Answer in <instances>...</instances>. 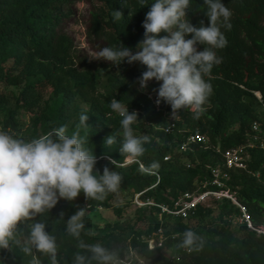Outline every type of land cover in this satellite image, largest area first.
<instances>
[{
  "label": "trees",
  "instance_id": "1",
  "mask_svg": "<svg viewBox=\"0 0 264 264\" xmlns=\"http://www.w3.org/2000/svg\"><path fill=\"white\" fill-rule=\"evenodd\" d=\"M154 2L144 0L142 5L141 0H0V84L9 91L0 94V113L4 117L1 131L11 135L18 131L17 116L21 111L33 114L34 118L30 138L26 140L39 138L60 126H67V134L71 135L79 126L80 135L85 138L84 147L99 161L113 160V164L108 162L102 167L96 164V169L102 174L107 166L122 176L118 190L107 193L102 201L86 200L81 192L75 200L61 199L53 209L33 218V223H45L46 231L55 236L58 264H73L77 251L88 255L78 248L79 240L66 232L67 208L69 214L78 208L92 212L114 209L120 216L124 206L113 207L117 193L123 195L127 204L143 193L140 199L144 202L173 206L174 200L211 178L207 167L220 163L221 152L246 144L252 125L261 120L262 104L255 93H261L264 101V0H221L231 12V28H225L222 20L218 22L228 43L223 49H214L221 63L204 76L212 86V94L199 118H194L187 109L180 110L173 118L170 105L163 101L157 108L150 96L157 95L154 89H158L159 83L155 80L148 92L135 88L134 82L146 70L143 65L139 72L135 66L127 68V62L115 66L107 61L106 72L121 69L129 81L111 74L108 78L111 93L98 94V66L95 68L87 56L77 51L74 41L62 28L64 23L73 17L74 7L84 3L88 6L84 22L90 40L104 47L122 45L135 53L137 43L144 38L145 15ZM206 10L204 0H190L187 19L194 26L199 27L201 21L207 26ZM115 11L123 14L119 20L114 18ZM199 50H203L202 45ZM50 88L54 89L57 100L48 108L43 99ZM114 98L128 106L130 112L140 113V122L132 125L134 134L149 137L144 144V155L130 164L119 153L123 139L121 117L109 107ZM84 105L87 111L83 110ZM81 115L88 116L86 125H80ZM195 134L205 136L207 143L191 144L190 151L181 152V146ZM108 136L115 138L111 146L104 143ZM248 153L247 170L232 172L229 184L255 224L264 226V151L252 149ZM168 157L171 158L166 161ZM153 161L159 163L157 169L150 173L140 170L141 163L148 167ZM136 214L139 224L149 225L147 230H139L130 220H125L94 230L93 235L87 231L80 239L87 244L100 241L110 250L127 247L129 241L137 251L146 249L147 242L142 238L157 233L163 221L171 217L162 215L157 207L138 208ZM237 215V208L224 201L199 206L188 220L175 219L164 233L163 244L165 249L173 248L179 255L173 264H264V237L249 232L245 225L240 226L241 235L236 236L227 218ZM215 221L219 226H213ZM33 223L30 219L21 221L9 247L0 248L4 257L8 253L16 257L14 264L28 259L30 263L32 255L40 264H51L47 255L35 249L32 255H27L17 243L28 238ZM186 230L200 237L194 246L197 250L177 247Z\"/></svg>",
  "mask_w": 264,
  "mask_h": 264
},
{
  "label": "clouds",
  "instance_id": "2",
  "mask_svg": "<svg viewBox=\"0 0 264 264\" xmlns=\"http://www.w3.org/2000/svg\"><path fill=\"white\" fill-rule=\"evenodd\" d=\"M204 5L209 24L205 26L201 21L197 27L187 19L190 0H155L145 15L144 38L137 43L135 53L122 45L103 47L93 59L109 61L115 66L139 62L146 68L138 78L140 88H147L149 81L159 83L158 89H154L157 105L161 101L170 105L173 118L182 109L199 118L212 94V86L204 76L221 63L214 49H223L228 43L218 22L222 20L225 28H231V12L221 0H204ZM113 15L119 20L123 14L115 11ZM201 45L203 50H199ZM109 107L121 117L123 139L119 153L129 161H138L146 151L144 144L149 141L146 135L134 134L132 125L138 120V113L130 112L128 106L115 98ZM87 120V115H81L80 125H86ZM104 143L111 146L115 138L108 136ZM84 144L79 126L71 135L67 134V126H60L31 140L0 131V248L9 247L21 221L50 211L61 199L73 201L83 192L86 200L102 201L107 193L118 190L122 181L120 173L105 166L101 174L96 169L98 157ZM109 162L113 164V160ZM158 167L159 163L153 161L148 167L141 163L140 170L150 173ZM84 216L85 209L78 208L66 224V232L79 240L78 248L88 253L77 251L73 264H126L117 251L100 242L87 244L80 239ZM87 234L94 233L89 230ZM182 236L178 248L197 250L194 246L200 237L194 231L186 230ZM33 249L47 255L51 264H58L56 238L46 231L43 222L31 225L22 251L32 255ZM30 264H40V260L32 255Z\"/></svg>",
  "mask_w": 264,
  "mask_h": 264
},
{
  "label": "rangeland",
  "instance_id": "3",
  "mask_svg": "<svg viewBox=\"0 0 264 264\" xmlns=\"http://www.w3.org/2000/svg\"><path fill=\"white\" fill-rule=\"evenodd\" d=\"M74 15L73 17L66 21L63 25V30L68 34L72 40L74 41V44L76 46V49L78 52H81L82 55H85L89 58V61L93 64H95V68H97V72L99 74V83H98V94L99 95H108L111 93V85L108 81V78L111 74H116L122 79L125 80V82H128L129 79L124 76L123 71L121 69L114 68L111 70L110 73L106 72L104 70V67L107 66L109 63L105 60H95L93 59L95 57V54L101 50L104 46L102 43L98 41L90 40L86 35V26L84 22V18L87 15L88 12V6L84 3H78L74 7ZM102 44V45H101ZM133 66L140 72L143 67L139 62H135L133 64H129L127 68L131 69ZM152 81H149L147 88L141 89L139 85V80H136L134 82V87L139 90H144L145 92L149 91V85H151ZM8 89L3 87L2 84H0V94H8ZM54 89L50 88L45 94L43 99V104L45 103L48 108L52 107L54 102L57 100V96L55 97ZM60 98V97H58ZM83 110H88L87 106L82 107ZM138 113V120L134 124H138L140 122ZM17 119L19 121V130L16 132H13L14 137L22 138V139H29L30 138V131L32 130V121H33V114L23 112L21 111L19 115L17 116ZM3 114L0 113V131L3 124ZM77 121V120H74ZM73 121V122H74ZM72 122V124H73ZM144 126H148L147 123H144ZM40 129V128H39ZM38 129V130H39ZM40 134V130L38 131ZM135 133V132H134ZM109 161L107 158L97 162V164L102 167L103 165L107 164ZM134 161H129L128 163H133ZM127 164V162H126ZM216 202L211 201L209 206L214 205ZM116 206H124L123 212L120 216L117 215V213L114 211V209H99L98 211L92 212L89 211L88 208H85V216L83 218L84 223V229L81 231V234L91 230H101L105 229L108 226H114L116 222H123L125 220H130L132 225L135 224L137 229L139 230H147L148 224L147 223H140L137 222L139 215L136 214V210L139 208V206L136 204V200L134 198V201L132 203L127 204L125 198L122 194L116 195V199L113 201V207ZM60 208L57 207V211ZM69 208L66 209V215L67 220L71 217L73 214H69ZM175 219L171 218V220L163 221V225L160 229H162V232H167L173 225ZM129 221V222H130ZM30 223H33V219H30ZM67 223V222H66ZM138 224V225H137ZM193 225L196 224L195 221L192 222ZM213 226H219V222L215 221L213 223ZM231 231L236 235L240 236L241 231L240 226H237L236 224L232 227H230ZM128 232H126L127 234ZM142 240L147 242V248L137 251L134 248H132L129 244L130 241L127 243V247H121L120 249L113 248V251H117L122 259H125L126 264H173L177 258L178 254L176 253L175 249H165L164 246L158 247L159 243V237L156 233L152 234L151 237H143ZM27 239H20L19 240V247L21 249L25 246ZM100 242V241H97ZM156 242V244H155ZM156 245V247H155ZM20 251V250H19ZM16 260V257L12 254L8 253V256L4 257L0 253V264H14ZM20 264H30L29 259L25 261H21Z\"/></svg>",
  "mask_w": 264,
  "mask_h": 264
},
{
  "label": "built area",
  "instance_id": "4",
  "mask_svg": "<svg viewBox=\"0 0 264 264\" xmlns=\"http://www.w3.org/2000/svg\"><path fill=\"white\" fill-rule=\"evenodd\" d=\"M255 95L262 104V117L260 121H256L252 125V129L249 132L246 144L221 152L220 163H218L216 166L207 167L210 170L211 178L209 180L200 182L197 185L196 190L193 192L186 193L174 200L173 206L158 205L151 201L144 202L140 199L141 195L143 194L141 193L135 197L136 204L139 206V208L157 207L161 210L162 215L169 216L173 219L188 220L195 215L198 207L201 205L209 206L211 201L220 203L229 201L239 211V215L229 216L227 218L229 222H231L233 226L235 224L237 226L245 225L249 232L256 234L258 237H264V226L255 224L249 213V210L238 200L236 192L232 190L229 184L232 172L247 170L250 159L248 153L249 150L258 149L264 151V101L261 93L256 92ZM150 96L155 106L160 108L161 103L159 105L156 104L157 95ZM206 143L207 139L205 136L195 134L190 136L188 141L181 146L180 151H190L191 144ZM170 158L171 157H168L165 160L168 161ZM107 160L110 161L109 158H107ZM126 162L129 164V160H126ZM190 166L191 165H188V167ZM159 181L160 178L158 177V182ZM156 185L157 183L153 187ZM156 234L159 237L158 247H162L165 239L162 229H159Z\"/></svg>",
  "mask_w": 264,
  "mask_h": 264
}]
</instances>
